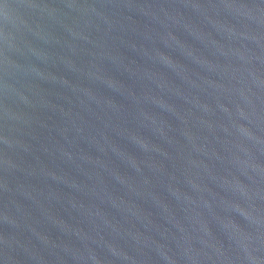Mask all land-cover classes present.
<instances>
[{
  "label": "water",
  "instance_id": "1",
  "mask_svg": "<svg viewBox=\"0 0 264 264\" xmlns=\"http://www.w3.org/2000/svg\"><path fill=\"white\" fill-rule=\"evenodd\" d=\"M0 264H264V0H0Z\"/></svg>",
  "mask_w": 264,
  "mask_h": 264
}]
</instances>
